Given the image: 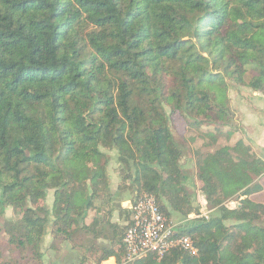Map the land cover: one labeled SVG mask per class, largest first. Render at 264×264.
Wrapping results in <instances>:
<instances>
[{
  "label": "trees",
  "instance_id": "16d2710c",
  "mask_svg": "<svg viewBox=\"0 0 264 264\" xmlns=\"http://www.w3.org/2000/svg\"><path fill=\"white\" fill-rule=\"evenodd\" d=\"M226 78L264 94V0H0V217L21 216L9 242L44 264L49 233L107 237L105 219L94 230L87 218L108 193L113 151L120 189L154 195L166 217L200 215L166 107L190 124L224 121ZM197 168L221 213L179 229L197 255L131 264H264V205L249 199L264 161L240 141L200 153ZM234 198L239 207L224 206ZM88 249L102 253L97 264L125 253Z\"/></svg>",
  "mask_w": 264,
  "mask_h": 264
},
{
  "label": "rangeland",
  "instance_id": "374dc122",
  "mask_svg": "<svg viewBox=\"0 0 264 264\" xmlns=\"http://www.w3.org/2000/svg\"><path fill=\"white\" fill-rule=\"evenodd\" d=\"M253 75H255V72L251 68L244 78L248 81ZM226 82L225 97L229 99L228 105L231 114L227 115L224 121L218 120L217 123H210L202 117L205 123H195L193 121V124H190L179 111L172 112L170 108L166 107V111L170 115L171 130L183 152L181 164L184 166V175L188 176L185 181L187 192L191 196V201L199 206L200 215L206 218V220L220 217L221 213L218 210L212 211L209 209L200 190L204 184L197 178L198 155L200 153L209 154V152H216L218 149L224 147L233 148L240 141H244L245 145L251 148L249 140H247V131L250 125L256 123L257 116V114L251 113V111H256L258 108L264 109L263 93L255 92L247 86L238 85L230 78H226ZM108 155L111 157V160L107 171L109 181H111V186H113L122 181L120 174L121 166L118 163L116 151L108 152ZM254 155L258 158L255 153ZM192 181L194 184H192ZM131 192H126L125 196L131 198ZM132 194L135 195L133 192ZM53 201L54 192L49 191L46 200L49 208H52ZM239 202L238 198H234L233 201L226 202L224 206L235 210L238 204H240ZM170 214V217L167 218L178 229L190 224L191 221L193 222L197 218L196 214H191L188 217L173 211ZM20 218L21 216L15 214L12 208H7L5 214L0 217V264H39L33 259L30 252H21L9 242V236L5 231L6 226L10 222ZM225 224L232 227L234 222L226 221ZM49 232H51V228ZM89 237L90 235L79 233L69 241H62V239H55L49 233L43 245L44 264H81L82 259H85L84 264H96L97 253L88 249L94 244H92ZM52 245L57 247L58 250L56 252L54 249H51ZM81 248H85L87 251L85 252Z\"/></svg>",
  "mask_w": 264,
  "mask_h": 264
},
{
  "label": "built area",
  "instance_id": "2783aa9c",
  "mask_svg": "<svg viewBox=\"0 0 264 264\" xmlns=\"http://www.w3.org/2000/svg\"><path fill=\"white\" fill-rule=\"evenodd\" d=\"M131 211L132 224L124 235L125 253L121 264H131L151 254L161 260L174 250L197 255L198 249L192 238L180 234L177 226L162 213L154 195L138 197ZM196 216V219L202 218L201 215Z\"/></svg>",
  "mask_w": 264,
  "mask_h": 264
},
{
  "label": "crops",
  "instance_id": "0c3cea01",
  "mask_svg": "<svg viewBox=\"0 0 264 264\" xmlns=\"http://www.w3.org/2000/svg\"><path fill=\"white\" fill-rule=\"evenodd\" d=\"M251 113L257 114L256 123L249 126L247 140H249L252 152L255 153L259 159L264 161V109L258 108L256 111L252 110ZM121 183L122 181L111 186L110 181L107 195L97 199L94 203V208L88 213V218L90 219L87 218V224L91 226L92 229L98 230L101 226V224L98 223L103 219H105L106 223L104 226L107 229V237L95 239L94 235H90L89 238L92 244L94 243L92 246L97 245L98 248H102L104 245L106 248L113 249L114 252L119 251L123 246V241L120 243H118V241L121 237V230L132 222L131 208L136 198L129 189H120ZM192 184H194L193 181ZM253 185H257L260 189L253 192L249 199L254 203L264 205V174L257 178ZM126 192H131V198L125 196ZM243 199H245V197L240 198V200ZM233 200L234 199H230L229 201ZM239 206L240 204H238V207ZM113 244L114 248H111ZM81 249H84L85 252L87 251L85 248ZM101 255L102 253L100 252L97 254V257ZM120 257V255L111 257L109 260L102 262V264H117Z\"/></svg>",
  "mask_w": 264,
  "mask_h": 264
}]
</instances>
